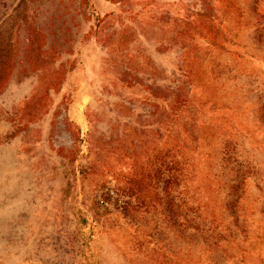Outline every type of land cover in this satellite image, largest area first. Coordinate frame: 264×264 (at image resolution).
I'll use <instances>...</instances> for the list:
<instances>
[{"label":"rangeland","instance_id":"rangeland-1","mask_svg":"<svg viewBox=\"0 0 264 264\" xmlns=\"http://www.w3.org/2000/svg\"><path fill=\"white\" fill-rule=\"evenodd\" d=\"M0 45V264H264V0H0Z\"/></svg>","mask_w":264,"mask_h":264},{"label":"trees","instance_id":"trees-1","mask_svg":"<svg viewBox=\"0 0 264 264\" xmlns=\"http://www.w3.org/2000/svg\"><path fill=\"white\" fill-rule=\"evenodd\" d=\"M2 51H3V48L0 45V92L2 91L4 84L6 83V81L9 78V74H10V70H11V66H12V59H9V60L7 59L6 61L1 59ZM166 107H167L168 113H169V111H171V110H169V108L170 107L172 108V104H170V102H168ZM179 116H180V112H179L178 117H177L178 119H180ZM172 117H173V115H172ZM177 172L178 171H176L174 169V166L171 168V170H168L166 172V181H167L168 186H171L170 184H172V183L178 182V180L180 178V174Z\"/></svg>","mask_w":264,"mask_h":264}]
</instances>
